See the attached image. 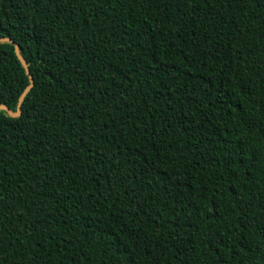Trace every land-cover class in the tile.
I'll return each mask as SVG.
<instances>
[{"label":"trees","instance_id":"1","mask_svg":"<svg viewBox=\"0 0 264 264\" xmlns=\"http://www.w3.org/2000/svg\"><path fill=\"white\" fill-rule=\"evenodd\" d=\"M0 39V264H264V0H0Z\"/></svg>","mask_w":264,"mask_h":264},{"label":"water","instance_id":"2","mask_svg":"<svg viewBox=\"0 0 264 264\" xmlns=\"http://www.w3.org/2000/svg\"><path fill=\"white\" fill-rule=\"evenodd\" d=\"M0 41H3V39H0ZM26 69H27V68H26ZM27 72H28V71H27ZM28 73H29V72H28ZM30 79H31V82L33 83L32 78H30ZM31 87H32V84L30 85L29 88H31ZM28 90H29V89H28ZM28 90L24 93L23 97L20 99V101H19V103H18V109H17L16 112H13V111H11L10 109H8V108H6L5 106H2V105L0 106V110H1V109H4V110L8 111L9 114H10L11 116H13V117H17V116H19V114L21 113V106H22L23 98H24L25 95L27 94Z\"/></svg>","mask_w":264,"mask_h":264}]
</instances>
